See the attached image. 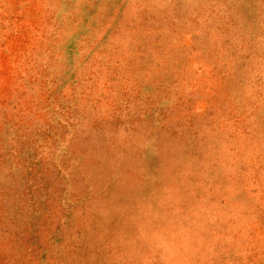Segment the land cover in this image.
I'll return each instance as SVG.
<instances>
[{
    "label": "rangeland",
    "instance_id": "rangeland-1",
    "mask_svg": "<svg viewBox=\"0 0 264 264\" xmlns=\"http://www.w3.org/2000/svg\"><path fill=\"white\" fill-rule=\"evenodd\" d=\"M0 264H264V0H0Z\"/></svg>",
    "mask_w": 264,
    "mask_h": 264
}]
</instances>
